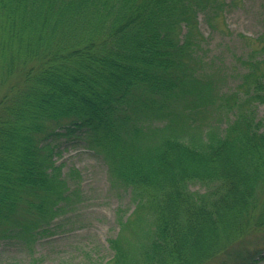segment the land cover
I'll use <instances>...</instances> for the list:
<instances>
[{"label": "trees", "instance_id": "obj_1", "mask_svg": "<svg viewBox=\"0 0 264 264\" xmlns=\"http://www.w3.org/2000/svg\"><path fill=\"white\" fill-rule=\"evenodd\" d=\"M238 3L0 0V239L78 204L68 137L133 205L92 264H264L246 244L264 233V15L236 76L199 28Z\"/></svg>", "mask_w": 264, "mask_h": 264}, {"label": "rangeland", "instance_id": "obj_2", "mask_svg": "<svg viewBox=\"0 0 264 264\" xmlns=\"http://www.w3.org/2000/svg\"><path fill=\"white\" fill-rule=\"evenodd\" d=\"M237 1V7L227 8L215 20V32L211 31L203 15L199 16V28L206 39V55L216 58L219 65L222 63L228 67L235 76L241 67L236 57L257 47L255 39L262 30L264 15V0ZM229 79L228 88L236 84L235 78ZM263 109L260 107V111ZM54 143L61 150V154L55 156L57 162L66 163L64 170L74 167L80 171L78 204L51 222L47 227L50 232L43 233L35 241L27 242L15 236L1 238L0 264H92L95 260L107 261L113 254L108 239L118 234L120 216H127L133 210L129 197L111 187L106 165L85 148L83 139L60 137ZM246 244L264 254V233L250 234ZM220 261L210 264H220Z\"/></svg>", "mask_w": 264, "mask_h": 264}]
</instances>
